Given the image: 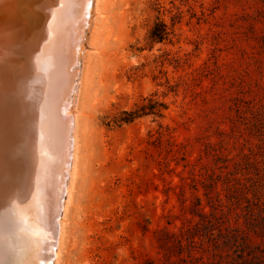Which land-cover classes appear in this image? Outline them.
<instances>
[{
	"label": "rangeland",
	"instance_id": "rangeland-1",
	"mask_svg": "<svg viewBox=\"0 0 264 264\" xmlns=\"http://www.w3.org/2000/svg\"><path fill=\"white\" fill-rule=\"evenodd\" d=\"M157 19L170 42L149 41ZM81 42L52 264H264V0H91ZM9 83L1 227L33 111L27 82ZM146 98L166 104L162 118L117 124ZM18 241H0V259Z\"/></svg>",
	"mask_w": 264,
	"mask_h": 264
},
{
	"label": "bare ground",
	"instance_id": "bare-ground-1",
	"mask_svg": "<svg viewBox=\"0 0 264 264\" xmlns=\"http://www.w3.org/2000/svg\"><path fill=\"white\" fill-rule=\"evenodd\" d=\"M90 5L91 0H0V87L5 88L10 82L12 88L19 84L17 86L20 90L26 81L31 91L28 94L32 95L33 100L30 117L32 122L29 123V129L27 127V130L24 129L25 133L22 132L23 143L20 148H13V143L11 145L15 152V172H5V175L2 172L4 169L1 170L8 177V184L2 186L11 201L3 203L1 207L6 216L11 217V223L8 221L10 224H4L3 227L0 225V229H7L5 233L10 230L12 236L9 235L16 242L21 240L18 246L10 248V256H3L1 262L52 264L72 152L73 124L69 99L70 91L74 89L73 67L77 63ZM19 37L23 42L22 46L14 50L15 40ZM4 43L7 45L5 48ZM8 92L10 93V89ZM29 104H26L27 108ZM21 114L20 112L17 121L18 118L22 119L19 117ZM22 124V129L28 126L24 122ZM17 128L21 132V128ZM25 151L28 162L21 156ZM6 153L2 152L0 157L4 158ZM7 158L8 155L5 159ZM3 234L0 233V241L11 240L8 235Z\"/></svg>",
	"mask_w": 264,
	"mask_h": 264
},
{
	"label": "trees",
	"instance_id": "trees-1",
	"mask_svg": "<svg viewBox=\"0 0 264 264\" xmlns=\"http://www.w3.org/2000/svg\"><path fill=\"white\" fill-rule=\"evenodd\" d=\"M170 31L163 21L156 20L149 32V41L151 44H162L170 42ZM167 109L166 104L159 102L153 98H146L143 103L137 106L130 112H123L122 116L118 119L117 124H129L136 119L153 116L155 118H162L164 111ZM256 262L255 264H257Z\"/></svg>",
	"mask_w": 264,
	"mask_h": 264
}]
</instances>
